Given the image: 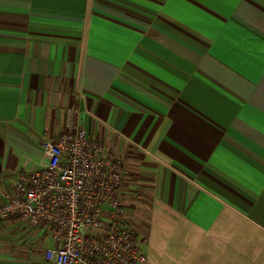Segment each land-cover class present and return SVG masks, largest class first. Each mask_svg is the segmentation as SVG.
Returning <instances> with one entry per match:
<instances>
[{
    "label": "crops",
    "instance_id": "obj_1",
    "mask_svg": "<svg viewBox=\"0 0 264 264\" xmlns=\"http://www.w3.org/2000/svg\"><path fill=\"white\" fill-rule=\"evenodd\" d=\"M69 116L146 264H264V0H0V202ZM52 245L0 220V264Z\"/></svg>",
    "mask_w": 264,
    "mask_h": 264
},
{
    "label": "built area",
    "instance_id": "obj_2",
    "mask_svg": "<svg viewBox=\"0 0 264 264\" xmlns=\"http://www.w3.org/2000/svg\"><path fill=\"white\" fill-rule=\"evenodd\" d=\"M40 170L19 175L0 202V220L17 218L52 241L51 264H146L120 196L122 158L69 116L64 131L42 143Z\"/></svg>",
    "mask_w": 264,
    "mask_h": 264
},
{
    "label": "rangeland",
    "instance_id": "obj_3",
    "mask_svg": "<svg viewBox=\"0 0 264 264\" xmlns=\"http://www.w3.org/2000/svg\"><path fill=\"white\" fill-rule=\"evenodd\" d=\"M147 264H164V262H162L160 259L156 258L155 254H153V252L149 251V252H147Z\"/></svg>",
    "mask_w": 264,
    "mask_h": 264
}]
</instances>
